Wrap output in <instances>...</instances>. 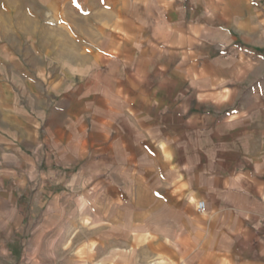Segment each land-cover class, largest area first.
Instances as JSON below:
<instances>
[{
  "label": "crops",
  "instance_id": "0c3cea01",
  "mask_svg": "<svg viewBox=\"0 0 264 264\" xmlns=\"http://www.w3.org/2000/svg\"><path fill=\"white\" fill-rule=\"evenodd\" d=\"M32 2L0 0V264H264V0Z\"/></svg>",
  "mask_w": 264,
  "mask_h": 264
},
{
  "label": "rangeland",
  "instance_id": "374dc122",
  "mask_svg": "<svg viewBox=\"0 0 264 264\" xmlns=\"http://www.w3.org/2000/svg\"><path fill=\"white\" fill-rule=\"evenodd\" d=\"M20 2H22V3H25V5L28 7V8H32V7H34V2H32V0H8V3H10V6H11V8H10V15H11V17L12 16H14L15 14H16V12H17V9H18V7H17V5H18V3H20ZM15 25H16V28L18 27V25H19V23L18 22H15V24L13 25L12 24V26L13 27H15ZM12 27V28H13ZM15 28V29H16Z\"/></svg>",
  "mask_w": 264,
  "mask_h": 264
},
{
  "label": "built area",
  "instance_id": "2783aa9c",
  "mask_svg": "<svg viewBox=\"0 0 264 264\" xmlns=\"http://www.w3.org/2000/svg\"><path fill=\"white\" fill-rule=\"evenodd\" d=\"M206 208H207V205H205L204 202H199L198 203V210H199V212H205L206 211Z\"/></svg>",
  "mask_w": 264,
  "mask_h": 264
}]
</instances>
